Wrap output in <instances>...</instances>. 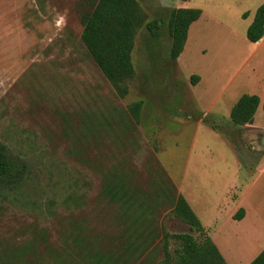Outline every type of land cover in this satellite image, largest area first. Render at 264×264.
Masks as SVG:
<instances>
[{
  "label": "rangeland",
  "instance_id": "rangeland-1",
  "mask_svg": "<svg viewBox=\"0 0 264 264\" xmlns=\"http://www.w3.org/2000/svg\"><path fill=\"white\" fill-rule=\"evenodd\" d=\"M262 1L138 0L146 20L160 26L157 35L145 25L137 29L135 74L120 98L81 41L91 10L85 0H0V144L11 164L0 182V264H171L179 245L163 231L200 239L187 224L172 223L170 186L182 184L195 199L209 189L216 200L229 181L239 191L264 159V127L229 118L252 86L264 98V48L238 69L254 49L241 12L253 16ZM194 6L205 13L171 59L169 11ZM138 100V123L115 116ZM106 119L110 127L101 123ZM114 182L122 188L111 199L103 191ZM246 200L250 217L258 213L264 223V172ZM249 221L221 232L231 241L224 245L230 258L238 255L231 264L251 260L237 249ZM129 242L135 253L127 251Z\"/></svg>",
  "mask_w": 264,
  "mask_h": 264
},
{
  "label": "trees",
  "instance_id": "trees-1",
  "mask_svg": "<svg viewBox=\"0 0 264 264\" xmlns=\"http://www.w3.org/2000/svg\"><path fill=\"white\" fill-rule=\"evenodd\" d=\"M85 1L89 4L91 10L84 17L80 35L81 41L103 76L111 84L115 95L123 98L129 91L127 81L133 78L135 74L131 60V52L136 31L142 25H145L152 35H157L160 21H147L146 13L138 0ZM200 15V8L177 7L169 11L167 29L171 37L169 49V57L171 59H176L181 53L187 38L188 28ZM246 16L247 12H243L242 17L245 18ZM263 34L264 1L255 9L253 19L246 28L245 36L248 41L257 42L262 38ZM197 79L198 77L196 75H192L191 81L193 83ZM260 103H262L261 105L264 111V100L261 102L258 95L242 93L230 108L229 118L231 122L234 125L251 124ZM141 106V100L135 101L128 105L124 112H118L115 116L124 118L128 116L134 123H138ZM103 122L110 127L108 119L101 121L102 124ZM96 125L98 126L97 122ZM10 165V161L4 153V148L0 144V182L9 174L11 169ZM119 188H122L121 183L114 182L110 185H105L103 193L113 199ZM170 189H173L172 184ZM169 198L172 201L170 212L180 221L187 224L189 229L198 232L200 236V239L197 240L188 233L168 235L163 231L164 239L170 236L179 245L173 250L175 260L171 264H227L214 243L206 235L204 227L185 198L180 194L177 196L173 194ZM243 213L244 210L240 208L233 217L240 219ZM129 243L126 244L127 251L131 249L129 251L130 254L135 253V249L132 248V242ZM163 249L165 252L164 260L165 262H169L170 255L167 251L166 240L163 243ZM127 254L129 253L127 252ZM126 259H129V255L123 258V260ZM248 264H264V248Z\"/></svg>",
  "mask_w": 264,
  "mask_h": 264
},
{
  "label": "crops",
  "instance_id": "crops-1",
  "mask_svg": "<svg viewBox=\"0 0 264 264\" xmlns=\"http://www.w3.org/2000/svg\"><path fill=\"white\" fill-rule=\"evenodd\" d=\"M262 2H260L259 4H261ZM196 7H198V6H196ZM196 7L194 6V7H190V8H196ZM201 12H202L201 16L197 20L192 22L188 28L187 38L185 40V43H184V46H183L181 53L183 52L184 47L186 46V42L189 38L190 30L192 28V24H195V22L198 21L200 18H202L203 14L205 13V11L203 9H201ZM243 12H247V16L245 18L246 19L248 18V21L246 22V26H244V28H243V30L246 32V28L251 23L253 16H250V17L248 16L249 11H242L241 17H242ZM218 21L221 22L222 24H224L231 32L237 34V32L233 26L227 25L226 23L222 22L219 19H218ZM245 40L248 41L247 38ZM248 43L254 49L251 50V52L246 56V58L243 60L242 64L239 66V68H238L239 72H241V70H243L244 67L248 63H250L251 59H253V55H254L257 48H259V47L264 48V34L259 41H257V42L248 41ZM181 53L179 54V56L181 55ZM256 64H257L256 62L255 63L252 62V64L249 65V67L251 68L250 72H251L252 76H254ZM239 75H240V73L237 76H239ZM241 78H244L245 80L249 79L247 77V74H244ZM198 83H199V81H198ZM231 84L232 83H228L223 88L220 95H222L223 91L227 90V86H229ZM256 91H258V87L255 88L254 86H252V90H250L249 92H244V93L256 94V93H258ZM254 92H256V93H254ZM220 95L218 98H220ZM256 95H258L261 102L264 100V98H261L259 96V94H256ZM248 126H251L253 128H258V129H263V127H264V126H260V125L258 126V124L255 123L254 118H253V122L251 124H249ZM228 146L231 147L229 144H228ZM234 154H235V152H234ZM234 159L236 162H239V160L241 162V159L237 156V154H235ZM254 166H255V171H254V173H252L250 175L249 179L247 180V184L245 183L242 186H240L239 191H238V189H236V187H238V186H236V182L229 181L226 188L222 191V193H220L219 198H217L216 200L214 199L213 196L210 195L209 189L207 190L208 195H210L209 198H206L207 192H201L199 194L200 195L199 198L195 199L191 195V193L188 192V190H187V193H188V196H187V194L182 193V189H181L182 184H177L175 181L173 183L171 181L173 184L175 196L180 194L185 198V200L189 204L190 208L195 213V215L198 217L202 226L204 227L206 235L214 243V245L216 246V248L218 249V251L220 252L221 256L224 258V260L227 264L233 263L234 259L236 257H238V255H236V257L230 258V253L227 251V249L225 248L224 245L231 243V241L228 239H222L221 238L222 237L221 236L222 230L224 228H226L229 224H231V222H236L239 225H241V224L250 220L249 221L250 222V224H249L250 229L243 231V234L240 235L241 241L239 242V245L237 247V249L239 250V253L241 252L243 254V256H245L247 254H251V256H250L251 260H249L248 263H250L260 253V251L264 248V223L261 221L262 219L259 220L260 219V218H258L259 215L257 216L258 213L256 215H254L252 213L253 217H250L251 215H250L249 208H248L250 203L246 200L247 193L255 186V184L259 180L260 176L264 172V159H261V161H257L256 163H254ZM235 172H236V167H235ZM182 181H184V179L181 178V182ZM235 189H236L237 193H236V191H234ZM133 192H135V193H133L134 195L136 193H139L136 188L133 189ZM223 193H224V196H222ZM223 199H225L226 203L221 204ZM225 205L228 207H225ZM240 208H242L244 210L243 216L240 219H235L233 216L236 214L237 210ZM253 211L255 212V210H253ZM167 217L169 218V216H167ZM170 217L173 218L171 220L172 223L173 222H176V224L183 223L178 218H176L173 214H171ZM183 224L186 225L185 223H183ZM247 231H249L248 235H246ZM261 238L263 241L262 244H260Z\"/></svg>",
  "mask_w": 264,
  "mask_h": 264
},
{
  "label": "water",
  "instance_id": "water-1",
  "mask_svg": "<svg viewBox=\"0 0 264 264\" xmlns=\"http://www.w3.org/2000/svg\"><path fill=\"white\" fill-rule=\"evenodd\" d=\"M262 143L264 144V138H263V140H262Z\"/></svg>",
  "mask_w": 264,
  "mask_h": 264
}]
</instances>
